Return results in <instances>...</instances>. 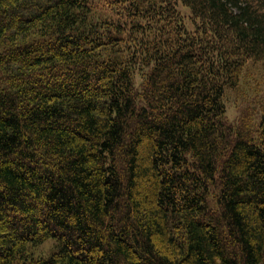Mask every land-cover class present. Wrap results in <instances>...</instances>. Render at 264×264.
Returning <instances> with one entry per match:
<instances>
[{
  "label": "trees",
  "instance_id": "obj_1",
  "mask_svg": "<svg viewBox=\"0 0 264 264\" xmlns=\"http://www.w3.org/2000/svg\"><path fill=\"white\" fill-rule=\"evenodd\" d=\"M258 63L264 0H0V264H264Z\"/></svg>",
  "mask_w": 264,
  "mask_h": 264
},
{
  "label": "rangeland",
  "instance_id": "obj_2",
  "mask_svg": "<svg viewBox=\"0 0 264 264\" xmlns=\"http://www.w3.org/2000/svg\"><path fill=\"white\" fill-rule=\"evenodd\" d=\"M249 76L243 80L242 96L246 99L248 104L258 103L262 94H264V63L253 64L248 69ZM234 105L233 98L229 100V106ZM239 115V111H233L230 107L228 112L229 119L233 120ZM51 243H47L41 248L35 250L37 254H48L51 252Z\"/></svg>",
  "mask_w": 264,
  "mask_h": 264
}]
</instances>
